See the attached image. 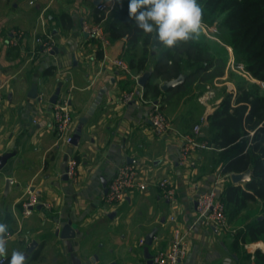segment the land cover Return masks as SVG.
<instances>
[{
  "label": "crops",
  "instance_id": "obj_1",
  "mask_svg": "<svg viewBox=\"0 0 264 264\" xmlns=\"http://www.w3.org/2000/svg\"><path fill=\"white\" fill-rule=\"evenodd\" d=\"M95 5L94 0H0V155L14 152L0 168V223L7 225L5 235L10 234L7 254L26 253L35 241L26 256L32 264H152V254L169 247L177 223L194 226L179 264H244L245 254L252 260L260 247L250 242L233 247L241 228L234 219L233 230L196 220L197 192L213 187L221 197L232 183L221 170L218 151L211 145L196 148L181 163L177 119L169 118L171 129L154 133L150 100L140 97L143 88L137 81L122 85L140 74L111 63L123 58V39L102 47L82 29L84 22L98 21ZM13 31H19L17 38ZM32 84L38 85V99L27 97ZM59 86L57 100L68 104L72 131L80 117L86 118L76 145L63 143L53 129L54 103L49 98ZM127 92L133 93L130 101L123 100ZM220 100L203 103L202 141L206 116ZM71 159L75 177L65 178ZM126 162L139 166L145 188L108 204L102 183L107 185L116 167ZM163 177L172 180L174 199L166 198L158 185ZM7 178L11 185L5 192ZM30 193L37 203L25 216L21 203ZM66 221L80 232L71 239L55 234ZM153 228L151 244L145 245V234Z\"/></svg>",
  "mask_w": 264,
  "mask_h": 264
},
{
  "label": "trees",
  "instance_id": "obj_2",
  "mask_svg": "<svg viewBox=\"0 0 264 264\" xmlns=\"http://www.w3.org/2000/svg\"><path fill=\"white\" fill-rule=\"evenodd\" d=\"M128 2L118 3L115 12L105 19V29L110 40L123 39L121 56L128 62L131 74L150 72L142 96L157 101L160 110L165 109L167 94L181 90L189 73L209 69L215 59L226 63L229 54L225 44L242 62L244 71L258 81L239 80L235 92H227L207 114L202 131L207 144L218 151L223 173L250 171L244 186L230 183L221 193L225 213L234 219V224L241 225L233 247L264 241V0H198L203 20L215 25L223 44H210L200 34L175 49L161 47L156 51L150 36L128 20ZM103 15L95 10V20H101ZM97 53L101 55L100 48ZM180 73L185 75L184 81L168 90H162L161 83L154 81L164 82ZM135 82L126 79L122 85L127 87ZM7 224L11 227L12 222L8 220ZM253 255L255 264H264L261 249L257 248ZM10 257L11 253L7 254L3 263L8 264ZM242 260L249 262L250 255L245 254ZM26 264H32L29 258Z\"/></svg>",
  "mask_w": 264,
  "mask_h": 264
},
{
  "label": "built area",
  "instance_id": "obj_3",
  "mask_svg": "<svg viewBox=\"0 0 264 264\" xmlns=\"http://www.w3.org/2000/svg\"><path fill=\"white\" fill-rule=\"evenodd\" d=\"M35 0H29V3H33ZM96 9L103 12V18L92 24L83 23L82 29L93 39L100 42L101 46L109 45L110 39L108 32H106L103 21L107 18L108 13L115 11L118 7V3L115 0H100L96 5ZM42 19V18H41ZM15 38L19 36V31H13ZM15 41V40H14ZM13 41V42H14ZM44 47L50 50V43L44 42ZM113 66L117 67L126 73H130L128 62L121 57H116L111 60ZM137 81V76L135 77ZM133 93L127 92L123 96L124 101H130ZM141 99L142 89L140 91ZM3 100L1 86H0V109ZM151 104V110L149 112V120L151 121L152 129L156 134H162L166 130L171 129L170 122L164 116L159 109L157 102L149 101ZM205 120L200 118V123L194 124L189 132H181L175 130L176 136L180 141V149L178 159L179 162H185L189 153L196 148H207L209 145L207 142L199 139V133L201 131V123ZM72 123L73 117L68 108L66 100H57L53 107V129L55 130L58 138L66 144H70L72 136ZM252 135V131L249 132ZM66 175L68 178L75 177V162L74 160H68L66 166ZM219 175V174H218ZM158 185L163 190L164 195L168 199H174L175 190L172 180L167 177L160 178ZM144 189L145 184L141 181V170L139 166L132 163H122L117 166L112 177L106 185V192L104 195V201L108 204L116 203L123 199L128 191L136 188ZM195 215L196 220L208 226L215 228H223L226 224L225 205L220 195L215 188L201 190L197 192L195 196ZM37 198L34 194L24 199L21 203V212L27 216L31 213L32 208L36 205ZM170 219L175 222V217L171 216ZM193 224L181 228L177 223L172 228L171 239L169 247L166 249L156 250L151 257L152 264H179L180 260L185 257L188 248V238L191 236L193 230ZM10 237V234L5 235V238ZM4 257H0V264H4ZM244 264H255L252 260Z\"/></svg>",
  "mask_w": 264,
  "mask_h": 264
},
{
  "label": "rangeland",
  "instance_id": "obj_4",
  "mask_svg": "<svg viewBox=\"0 0 264 264\" xmlns=\"http://www.w3.org/2000/svg\"><path fill=\"white\" fill-rule=\"evenodd\" d=\"M218 32L215 25L209 24L205 19L203 20L201 36L210 42V44L216 42L223 44L218 36ZM225 47L229 54L226 63L215 59L213 66L209 69L196 70L189 73L186 83L181 90L167 94L165 109L161 111L168 121L171 117L177 119L180 131H189L193 124L200 121V113L202 112L204 102L212 103L217 98H222L227 92H235L236 83L239 80L246 79L249 82H258L249 75L250 73L244 71L242 62L237 61L236 54L233 53L232 49L226 44ZM154 81L162 84L160 79H154ZM226 218V224L223 228L226 227L228 230H233V219H231L228 213L226 214ZM250 243H259L260 249L264 250L262 248L264 241H253ZM113 253L115 254V251ZM103 254H106L110 258L114 256L108 252H104Z\"/></svg>",
  "mask_w": 264,
  "mask_h": 264
},
{
  "label": "clouds",
  "instance_id": "obj_5",
  "mask_svg": "<svg viewBox=\"0 0 264 264\" xmlns=\"http://www.w3.org/2000/svg\"><path fill=\"white\" fill-rule=\"evenodd\" d=\"M127 13L128 20L150 36L153 51L175 49L199 38L203 30L198 0H129ZM6 232L7 225L0 223V257L7 256ZM8 264H26L25 253L14 250Z\"/></svg>",
  "mask_w": 264,
  "mask_h": 264
},
{
  "label": "water",
  "instance_id": "obj_6",
  "mask_svg": "<svg viewBox=\"0 0 264 264\" xmlns=\"http://www.w3.org/2000/svg\"><path fill=\"white\" fill-rule=\"evenodd\" d=\"M100 0H94V3L97 4ZM86 35V34H85ZM54 49L56 50V47H54ZM150 75V72L148 70L142 72L138 77H137V83L143 87L148 79ZM185 79V75L184 74H179L177 77L175 78H171L169 80H166L164 82H162V84L160 85V88L162 90H168L169 88L175 87L179 84H181ZM60 91V86L56 87L54 93L50 96L49 98V102L51 103H55L57 101L58 98V93ZM38 85L37 84H32V86H30L28 93H27V97L32 98V99H38ZM155 103L157 101H154ZM86 121V118L84 116L79 118V124H77V126L74 128L72 136H71V141L70 143L72 145H76L77 142H79V137H80V132H81V125L84 124V122ZM14 154V152H5L3 154L0 155V168L3 167L4 163L6 162V160L12 156ZM130 162V161H128ZM63 177L68 178L66 173L63 174ZM250 178V171L246 170L244 172H232L230 173V179L232 181V183H242L247 181ZM103 186H104V191H106V182L105 180L103 181ZM11 185V179L7 178L5 181V188L4 191L7 192L9 187ZM39 207V205L37 206ZM156 228H153L152 230H150L149 232H147L145 234V238H144V244L145 245H150L151 241H152V237L153 235H155ZM78 232L71 224L70 221H66L64 222L61 227H58L55 230V234L61 238V239H71L73 237H75ZM36 245L35 241H32L30 246H29V250H27V252L25 253V255L27 256V253H29V251L31 252L32 249L34 248V246ZM264 252V250H262ZM152 261L149 259V263H151Z\"/></svg>",
  "mask_w": 264,
  "mask_h": 264
},
{
  "label": "bare ground",
  "instance_id": "obj_7",
  "mask_svg": "<svg viewBox=\"0 0 264 264\" xmlns=\"http://www.w3.org/2000/svg\"><path fill=\"white\" fill-rule=\"evenodd\" d=\"M259 244V243H258ZM262 248H264V244L262 245Z\"/></svg>",
  "mask_w": 264,
  "mask_h": 264
}]
</instances>
